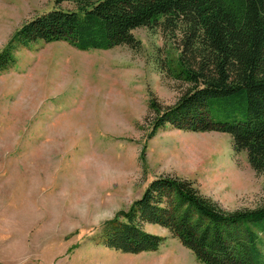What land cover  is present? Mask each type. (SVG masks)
I'll list each match as a JSON object with an SVG mask.
<instances>
[{"label":"rangeland","instance_id":"rangeland-1","mask_svg":"<svg viewBox=\"0 0 264 264\" xmlns=\"http://www.w3.org/2000/svg\"><path fill=\"white\" fill-rule=\"evenodd\" d=\"M55 0H0V50ZM137 50L79 51L66 42L18 48L0 74V264H198L165 238L156 252L122 254L97 243L156 177L190 181L224 211L264 204V171L253 172L227 134L166 126L149 137L159 109L189 87L169 68L179 37L137 28ZM264 256V233L258 234Z\"/></svg>","mask_w":264,"mask_h":264},{"label":"trees","instance_id":"trees-1","mask_svg":"<svg viewBox=\"0 0 264 264\" xmlns=\"http://www.w3.org/2000/svg\"><path fill=\"white\" fill-rule=\"evenodd\" d=\"M53 8L19 27L0 50V74L14 52L39 42H66L79 51L127 46L137 50V28L179 37L169 71L189 87L159 109L149 137L169 126L189 133L227 134L249 168L264 171V0H55ZM166 229L198 264H264L258 234L264 204L224 211L190 181L156 177L126 211L106 221L97 243L122 254L156 252L165 238L144 225Z\"/></svg>","mask_w":264,"mask_h":264}]
</instances>
